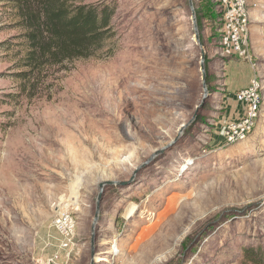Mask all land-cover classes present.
I'll use <instances>...</instances> for the list:
<instances>
[{
	"label": "rangeland",
	"instance_id": "374dc122",
	"mask_svg": "<svg viewBox=\"0 0 264 264\" xmlns=\"http://www.w3.org/2000/svg\"><path fill=\"white\" fill-rule=\"evenodd\" d=\"M82 1L115 6L108 56L32 73L0 0V264H91L92 240V264H244L264 249V0H247L249 59L223 45L217 0H192L200 45L189 0ZM251 79L260 115L225 145ZM107 182L126 184L100 196ZM59 210L76 220L69 258Z\"/></svg>",
	"mask_w": 264,
	"mask_h": 264
},
{
	"label": "trees",
	"instance_id": "16d2710c",
	"mask_svg": "<svg viewBox=\"0 0 264 264\" xmlns=\"http://www.w3.org/2000/svg\"><path fill=\"white\" fill-rule=\"evenodd\" d=\"M24 30L22 67L29 72L67 71L76 61L108 56L115 36L111 20L115 6L82 0H11ZM111 54V53H110ZM244 264H264V249L243 250Z\"/></svg>",
	"mask_w": 264,
	"mask_h": 264
},
{
	"label": "built area",
	"instance_id": "2783aa9c",
	"mask_svg": "<svg viewBox=\"0 0 264 264\" xmlns=\"http://www.w3.org/2000/svg\"><path fill=\"white\" fill-rule=\"evenodd\" d=\"M220 13V33L223 45L228 42L230 50L242 59H249L248 36L250 19L247 0H217ZM225 40V41H224ZM237 100L244 103V114L235 122L228 123L223 132L225 145H234L244 141L253 131L260 115V84L257 79H251L246 88L237 93ZM74 216L67 211H57L53 217L52 227L60 236L59 248L69 258L75 243Z\"/></svg>",
	"mask_w": 264,
	"mask_h": 264
},
{
	"label": "water",
	"instance_id": "95a60500",
	"mask_svg": "<svg viewBox=\"0 0 264 264\" xmlns=\"http://www.w3.org/2000/svg\"><path fill=\"white\" fill-rule=\"evenodd\" d=\"M189 3V8L191 11V18H192V22H193V28L195 30V40L197 42L198 45L199 44V39L197 36V30H196V21H195V11L193 8V4H192V0L188 1ZM204 59H205V53L202 50L201 51V64H200V71H201V78H202V87H203V97H202V101L200 103V105L196 108V112L200 109L203 108L205 101L207 100V98L209 97L208 91H207V87H206V75L204 72ZM186 128V126H183L181 129L184 130ZM125 182H121V183H113V182H107L105 184H102L99 186V195L101 196V194H103V188L104 186H123L125 185ZM100 197L98 198L97 204H96V213H95V218L94 221H96L97 217H98V213H99V209H100ZM94 231V228H92V232ZM94 257H95V247H94V242L93 240L91 241V252H90V262L91 264L94 261Z\"/></svg>",
	"mask_w": 264,
	"mask_h": 264
},
{
	"label": "bare ground",
	"instance_id": "6f19581e",
	"mask_svg": "<svg viewBox=\"0 0 264 264\" xmlns=\"http://www.w3.org/2000/svg\"><path fill=\"white\" fill-rule=\"evenodd\" d=\"M77 186V185H76ZM76 189H78V187H73L72 189H71V195H72V198L74 199L73 200V202L75 203L76 202V198H77V191H76ZM133 211V210H132ZM114 248H111V251H109V253H114ZM161 258H163V257H159V258H157V260H159V259H161Z\"/></svg>",
	"mask_w": 264,
	"mask_h": 264
}]
</instances>
